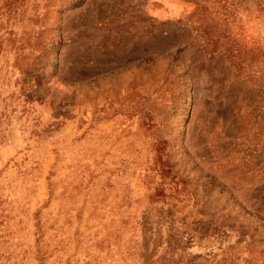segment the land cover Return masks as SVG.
Masks as SVG:
<instances>
[{
	"label": "rangeland",
	"instance_id": "rangeland-1",
	"mask_svg": "<svg viewBox=\"0 0 264 264\" xmlns=\"http://www.w3.org/2000/svg\"><path fill=\"white\" fill-rule=\"evenodd\" d=\"M0 264H264V0H0Z\"/></svg>",
	"mask_w": 264,
	"mask_h": 264
}]
</instances>
